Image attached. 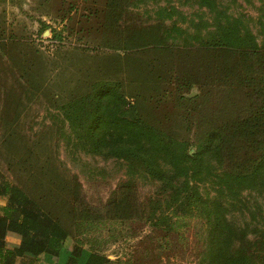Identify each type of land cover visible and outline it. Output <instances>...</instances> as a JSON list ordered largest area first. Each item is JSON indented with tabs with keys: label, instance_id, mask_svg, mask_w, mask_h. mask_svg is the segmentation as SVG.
<instances>
[{
	"label": "rangeland",
	"instance_id": "obj_1",
	"mask_svg": "<svg viewBox=\"0 0 264 264\" xmlns=\"http://www.w3.org/2000/svg\"><path fill=\"white\" fill-rule=\"evenodd\" d=\"M59 1L49 6L46 0H0V142L4 129L1 127L12 122L16 131L13 140L19 149L25 143L33 152L25 169L8 165L5 157H0V175L50 207L82 248L103 254L114 264H212L216 257L209 249L215 238L207 219L198 211L187 216L173 215V208H167L166 203L159 206L160 188L151 180L136 181L138 200L148 221L104 219V206L126 179L125 168L120 161L87 152L80 140L84 137L69 128L59 111L60 104L89 91L93 81H89V76L79 77L85 65L75 60L78 55L101 53L96 49L100 40L89 35L94 32V25L86 26L79 19L82 9L90 7L93 0H67L65 7L77 4L72 16L80 15L71 20L74 25L70 27L67 19L61 21ZM216 1L228 16L239 18L248 26L259 46L264 45L261 0ZM140 6L125 17L128 24L134 21L144 29L152 28L156 24L151 19L153 12L168 6H174L189 20L198 22L197 16L211 22L210 13L189 0H149ZM188 26L180 24L192 32ZM167 44L162 55L174 70L173 84L166 95L161 91L153 101L157 114L149 119L192 145L216 131L214 144L220 151L212 161L213 168L230 174L245 171L257 153L255 144L236 132L235 124L249 113L256 87L250 79L260 71V62L246 60L240 54L233 56L231 51L205 52L197 45ZM120 76L125 78V73ZM187 84L191 89L184 97L193 99L190 102L178 97V87ZM13 109L19 112L16 121L6 116ZM204 187L205 192L215 195L216 186ZM247 193H243L242 202H249L254 212L262 198ZM226 208L229 212L225 217L236 231L234 239L223 236L221 241L220 260L224 264L232 251L241 246L242 232L247 237L243 244L246 247L247 242H254L256 232L264 229V219L262 222L256 214V220L250 222L240 203ZM153 209L156 214L149 221ZM83 211L92 221H83L87 218L80 216ZM100 217L102 221H93ZM160 217H165V222Z\"/></svg>",
	"mask_w": 264,
	"mask_h": 264
},
{
	"label": "trees",
	"instance_id": "obj_2",
	"mask_svg": "<svg viewBox=\"0 0 264 264\" xmlns=\"http://www.w3.org/2000/svg\"><path fill=\"white\" fill-rule=\"evenodd\" d=\"M148 1L93 0L90 7L82 9L80 17L72 16L76 3L65 7L67 0L58 2L61 21L67 19L69 27L78 17L86 26L88 23L94 25V32L87 34L98 37L100 46L96 49L102 53L75 58L77 63L85 65L79 77L89 76V81H93L89 91L69 98L60 104L59 111L68 121L69 128L84 137L80 140L84 141L87 152L103 155L106 160L120 161L125 168L126 179L104 206V219L111 222L147 220L138 200L136 181L151 180L160 188L159 206L166 203L167 208H173V215L187 216L198 211L207 219L215 238L209 249L216 257L212 264H224L220 260L223 254L221 241L223 236L234 239L236 231L225 217L229 212L226 207L238 202L250 222L256 220V214L262 222L264 219V45L259 46L248 26L223 12L216 0H189L200 9H206L211 22L197 16L198 22L189 20L174 6H168L153 12L151 19L156 24L152 28L144 29L134 21L128 24L125 17L129 12L140 9V5ZM261 1L264 5V0ZM46 2L50 6L55 0ZM166 21L171 24L166 25ZM181 23H188L192 32L181 28ZM71 33L69 30L68 34ZM168 42L185 47L197 45L205 52L231 51L233 56L240 54L246 60L260 62L257 70L260 71L250 79L256 87L249 113L235 124L236 132L251 140L257 153L245 171L241 169L230 174L213 168L212 161L219 157L220 151L214 144L213 133L216 131L192 145L149 119L150 115L157 114L154 102L161 91L169 92L173 84L174 70L162 55V48L167 47ZM122 73L125 78L120 76ZM178 88L180 99L193 100L184 97L191 89L190 84ZM12 111V114L6 112V116L10 115L11 121H16L18 109ZM1 128L4 129L0 157H5L8 165L25 169L33 153L32 147L24 143L19 149V144L13 140L16 131L12 122ZM206 184L216 186L215 195L205 192ZM244 192L262 198L260 206L254 205V212L249 202H242ZM155 214L153 209L149 221ZM80 216L87 217L83 221H92L88 220L86 211ZM102 220L100 217L93 221ZM160 220L165 222L166 218L160 217ZM152 225L157 226L158 222ZM9 235H15L19 240L11 248L7 247ZM256 235L254 242L246 241L248 246L245 247L247 237L242 232V244L232 251L226 264H264V229H259ZM54 261L58 264H114L105 255L82 248L50 207L31 198L0 175V264H54Z\"/></svg>",
	"mask_w": 264,
	"mask_h": 264
},
{
	"label": "crops",
	"instance_id": "obj_3",
	"mask_svg": "<svg viewBox=\"0 0 264 264\" xmlns=\"http://www.w3.org/2000/svg\"><path fill=\"white\" fill-rule=\"evenodd\" d=\"M18 242H19L18 237L15 235H9L7 237V243H8L7 247L8 248H11V246L18 244ZM54 264H58V263L54 261Z\"/></svg>",
	"mask_w": 264,
	"mask_h": 264
}]
</instances>
